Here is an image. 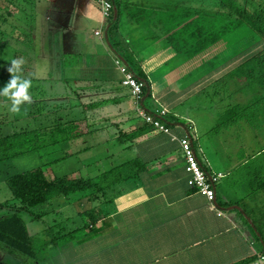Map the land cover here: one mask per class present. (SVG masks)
I'll list each match as a JSON object with an SVG mask.
<instances>
[{
    "label": "crops",
    "instance_id": "1",
    "mask_svg": "<svg viewBox=\"0 0 264 264\" xmlns=\"http://www.w3.org/2000/svg\"><path fill=\"white\" fill-rule=\"evenodd\" d=\"M6 1L12 6L10 0ZM113 1L116 7L113 22L123 46L122 53L112 47L108 33L102 38L95 35L103 21L96 0H35L33 8L23 6L31 16V26L27 28L32 31V39L40 54L48 55L47 63L54 60L63 65V71L66 68L64 63L72 64L69 69L73 75L65 80L76 85L73 96L88 103L112 100L100 108L88 110V122H93L94 131L110 127L116 135L112 139L116 140L120 134L142 132L143 135L133 142L122 143V150L132 156L128 161L140 159L148 168L138 178L127 181L120 194L115 195L113 203L103 201V206L98 207L93 202L89 208L78 207L77 215L86 216L89 221L86 212H92L96 222L87 227V234L72 235L59 253L32 259L9 252L8 262L2 259L0 262L257 264L258 258L264 254V242L255 230L256 225L260 232L264 231V164H258L253 170H259L260 175L250 177L253 172L250 171L243 176L244 182L240 181L242 178L234 177L231 171L216 170L204 153L208 166L205 165L198 154L192 131L181 123L184 120L194 125V122L178 109L205 94L213 83L255 57L264 50V45L256 42L226 60L220 59L222 54L219 59L200 64L197 63L199 57L191 59L186 56L191 50L190 33L192 26L195 28L192 23H221L220 0ZM220 29H215L210 36L216 38ZM175 44L186 48L178 50ZM215 44L217 41L210 47ZM115 58L122 59L138 78L146 81L148 88L140 106L148 113L168 110L167 115L174 116L168 121L172 133L178 138H191L206 171L224 174L216 185L215 205L188 185L190 175L186 172L179 143L172 141L167 134L149 130L138 116L130 90L121 84L122 76ZM194 62L196 66L189 70L188 64ZM217 113H220L218 108ZM95 120L102 125H96ZM194 133L197 135V131ZM199 149L203 151L200 144ZM244 163L249 162L246 160L238 166ZM238 183L246 184L249 199L236 189ZM106 196L103 195L105 200ZM109 205H112L111 209H108ZM58 212L60 215L64 210L61 208Z\"/></svg>",
    "mask_w": 264,
    "mask_h": 264
},
{
    "label": "rangeland",
    "instance_id": "2",
    "mask_svg": "<svg viewBox=\"0 0 264 264\" xmlns=\"http://www.w3.org/2000/svg\"><path fill=\"white\" fill-rule=\"evenodd\" d=\"M22 3L27 5V8L30 6L27 0L26 2L22 1ZM11 5L6 0H0V17L8 19L6 23H3L2 19L0 20V89L10 80V74L7 71L10 61L22 57L26 61L23 66V75L33 81L31 91L33 93L38 91H34L37 86L34 85L38 83L33 79L45 78L42 81L43 84H41L43 86L42 89L48 92L49 97L54 98L42 100L37 94H34L36 100H33L31 105L24 106L28 109L26 115H11L3 106L6 103L5 98L0 97V137L11 135L16 131L32 130L52 124L57 119V113L52 110V102L55 99L60 100L62 97L69 98L70 95V101L75 103L74 98L77 97L73 96L74 92L77 91L73 81L69 83L62 79L63 76L72 77V71L69 69L72 64L67 63L64 65L66 68L63 71V65L53 62L54 60L47 63L46 60H49L48 55H41L36 44L33 45L34 47L28 46L26 42L29 40L25 41L26 38L24 37L28 33L32 35V31L29 30V26H31L30 13L25 11L23 14L14 3ZM21 6L24 8L23 5ZM9 14H12L13 17H9ZM32 17L35 18L36 16L32 15ZM14 25L19 32L17 30L14 31ZM17 33L20 34L18 37L24 39V42H17ZM256 42V34L247 26H244L232 33L230 32L225 39L217 41L215 46L205 50L198 58L197 63H210L214 58L218 59L222 54L220 59L226 60L232 55L246 50ZM46 51L45 49L44 52ZM194 63L188 64L189 70L196 66L197 63ZM235 91L236 88L234 87L229 90L225 87L221 88L219 85L216 88L208 89L205 94H200L186 105L180 106L178 110H181L185 116L191 117L194 122L195 126L188 121H181L192 131L202 162L208 166L204 156L205 153L212 167L216 170L226 173L231 171L234 177L242 178L243 180L240 179V181L244 182V175L253 171L258 164H264V109L261 110L262 107L255 106L257 109L251 110V122L243 120L240 123L221 125V111L219 115L217 113V108H221L223 104L220 102L221 99L224 98L223 100H225V97H228L227 103L247 104L251 102V99L257 100L260 97L257 92L258 87L253 85L247 86L240 93H235ZM229 93L232 94L231 99H229ZM45 100L47 102H43ZM149 103L150 101L147 102L148 105ZM41 107L42 112L38 114V110ZM44 107L46 112L43 111ZM60 116L64 119H77L82 118L83 114L75 109L72 112L61 113ZM87 123L89 124V122ZM90 123L93 124V122ZM94 123L102 125V122L97 120ZM80 127L83 132L89 133L71 142L50 146L32 154L0 163V201L13 197L7 184V178L11 175L42 170L48 179L94 178L98 181L101 174L108 172L113 167L120 165L122 161L124 162L132 157L128 156V153L123 152L122 149L124 147L121 142L112 139L116 135L112 133L113 129L110 127L100 130V132L94 131L93 127L95 126L86 127L85 123L80 124ZM195 131H197V135L194 133ZM199 144L204 152L200 151ZM120 155L121 157H119ZM246 160H248V164L244 163L238 166ZM253 172L250 177L261 174L259 170ZM126 183L123 182L116 185L115 191L108 189L106 191V199L114 196V193L125 187ZM236 185H238L236 189L238 188L245 199L251 197L245 183ZM126 187H129V184ZM86 196L87 193L85 192H76L69 196H58L48 204L33 208L31 213L24 212L22 214L29 232L37 244L39 257H51L61 251L63 245L70 240L72 235L83 236L88 233V228H81L85 223H88L89 218L77 215L76 209L78 207L82 209L89 208L93 202H95V206L102 207L105 199L101 196L99 199L91 200V198ZM15 203L20 204L18 201ZM60 206L64 212L59 215ZM110 206L112 205H109L108 209H111ZM9 214V211L0 209L1 217ZM40 215H43L42 219L37 220V216ZM69 215L71 216L70 219H68ZM261 233L264 235V231H261ZM9 252L6 247L0 244V259L8 262Z\"/></svg>",
    "mask_w": 264,
    "mask_h": 264
},
{
    "label": "trees",
    "instance_id": "3",
    "mask_svg": "<svg viewBox=\"0 0 264 264\" xmlns=\"http://www.w3.org/2000/svg\"><path fill=\"white\" fill-rule=\"evenodd\" d=\"M10 1H13L12 3L19 6L21 13L25 12V9L21 5L27 6L22 3V1L26 2V0ZM27 1L30 3L29 7L33 8L35 6V0ZM220 6L221 23H217L216 25L209 21L204 24L199 22L195 24L192 23V25H195V28L192 26L189 39L191 50L186 56L191 59L200 57L204 50L212 46L214 42L219 40L222 41L226 38L227 34L244 26H247L256 34L257 43H262L264 45V0H220ZM9 17H13V15L9 14ZM2 18L0 17V20ZM7 20L8 19H2V22L6 23ZM114 25L115 23L113 22L108 31L109 41L116 52L122 53L123 46L121 45L120 39L117 38ZM13 27L15 28L14 31L17 30V32H19L15 25ZM219 27H221V31L217 33L216 38L211 37L210 34ZM19 35L20 34L17 33V42H24L23 38L18 37ZM24 38H26L25 41L29 40L26 42L27 45L33 47L34 40L32 39L31 33L25 34ZM174 47L178 50L186 48V46L184 48H179L177 44H175ZM121 58H123V56H121ZM66 78L67 76H63L64 80ZM33 80L38 83L34 85H37L36 88L34 87V91H38L36 93L31 91L33 100H36L34 94H37L42 100L54 98L49 97L48 92L42 89L43 86H41V84H43L42 81L45 79L37 78ZM215 83L216 84H212L208 89L216 88L220 85L221 88L225 87L229 90L234 87L236 88L235 93H240L249 85L258 87L257 92L260 97L257 100L251 99V102L247 104H232L231 102L227 103L228 97H225V100H223V98L220 101L223 103L221 108H218L221 111V125L240 123L243 120L251 122V110L257 109L255 106L262 107L261 110L264 109V50L255 57L240 64L237 69L228 73L220 81ZM147 88L148 87L145 88L144 93ZM228 95L230 97L229 99H231L232 94L229 93ZM69 98H71L70 95ZM69 98L62 97L60 100L55 99L52 102V110L57 113V119L54 120L52 124L32 130L16 131L11 135L1 136L0 163L23 155L32 154L50 146L71 142L81 138L89 132H83L80 124L85 123L88 128L94 126L92 123H87L88 110L100 108L104 104L112 101L102 99L100 101L88 103L80 101V97H75L74 100L76 102L72 103ZM43 102L47 101L45 100ZM45 107L43 111L46 112ZM75 109L82 112V118L64 119L60 116L61 113L72 112ZM41 112L42 107L38 110V114ZM169 119H174V116L169 117V115H167V123L170 121ZM147 127L149 130H153L151 126L147 125ZM142 135V132L120 134L117 140L121 143H128L133 142ZM147 168V164L140 159L129 160L101 174L98 181L89 178L48 179L42 170L22 172L9 176L7 178V184L13 197L0 204V207L10 212L9 215L0 219V244L12 253L24 255L32 259L37 258V244L29 232L26 221L22 216L23 212L31 213L33 208L48 204L55 197L62 195L69 196L76 192H85L87 193L86 197L91 196L93 199L98 195L100 197L103 195L106 196V191L108 189L115 191L116 185L138 178ZM120 192L121 191H118L116 194L114 193V196L104 200L105 203H113L116 199L115 195L120 194ZM16 201L20 204H16ZM86 213L90 217V220L87 224L82 226L81 229L94 225L96 222L92 212ZM42 217L43 215H40L37 216L36 219L41 220ZM255 227L256 231L260 234L261 241L264 242L263 234L257 229L256 225ZM0 264L6 263L0 262Z\"/></svg>",
    "mask_w": 264,
    "mask_h": 264
},
{
    "label": "built area",
    "instance_id": "4",
    "mask_svg": "<svg viewBox=\"0 0 264 264\" xmlns=\"http://www.w3.org/2000/svg\"><path fill=\"white\" fill-rule=\"evenodd\" d=\"M96 1L100 8L103 21L101 28L95 32V35L102 38L105 34L107 35L113 23L116 16V7L113 0ZM115 64L122 76V86L130 90L135 100L138 116L147 125L151 126L154 131L167 134L171 137L172 141L179 143L186 162V172L190 175L188 185L205 196L212 205H215L216 185L224 177V174L206 171L197 157L191 138L189 136L178 138L172 133L166 122L168 110L162 109L156 113H148L140 106L141 99L144 96V90L147 87L146 81L138 78L122 59L115 58ZM257 264H264V254L258 258Z\"/></svg>",
    "mask_w": 264,
    "mask_h": 264
},
{
    "label": "clouds",
    "instance_id": "5",
    "mask_svg": "<svg viewBox=\"0 0 264 264\" xmlns=\"http://www.w3.org/2000/svg\"><path fill=\"white\" fill-rule=\"evenodd\" d=\"M25 63L22 57L10 61V66L7 68L10 80L0 89V97H4L6 101L3 106L11 115H26L28 109L24 106L33 103L31 94L33 81L23 75Z\"/></svg>",
    "mask_w": 264,
    "mask_h": 264
}]
</instances>
